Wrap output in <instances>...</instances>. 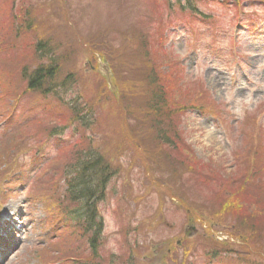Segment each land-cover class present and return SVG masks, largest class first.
Masks as SVG:
<instances>
[{
    "label": "rangeland",
    "instance_id": "rangeland-1",
    "mask_svg": "<svg viewBox=\"0 0 264 264\" xmlns=\"http://www.w3.org/2000/svg\"><path fill=\"white\" fill-rule=\"evenodd\" d=\"M49 65L73 84L31 91ZM90 151L113 172L95 254L65 198ZM5 214L25 228L0 264H264V0H0Z\"/></svg>",
    "mask_w": 264,
    "mask_h": 264
},
{
    "label": "trees",
    "instance_id": "trees-1",
    "mask_svg": "<svg viewBox=\"0 0 264 264\" xmlns=\"http://www.w3.org/2000/svg\"><path fill=\"white\" fill-rule=\"evenodd\" d=\"M149 68L151 70L153 65L149 66ZM161 72V69L157 66L151 70V78L153 80L156 78L153 83H156L157 80L159 81L155 84L157 85L156 94L151 97L150 100L152 101L148 108L164 115L165 106L161 107V104L166 92L159 90L158 87L161 84L166 85L168 90L169 87L167 78V83L162 81ZM158 73L160 77L157 75ZM30 74L28 77L29 89L43 92L46 95L53 94L61 88H66L69 83L73 84L69 79L59 81L56 67H39ZM168 84L170 85L171 83ZM155 125L158 126V123ZM158 138L162 140V133L159 134ZM112 174L110 165L95 151L88 152L84 160L80 161L71 173L70 171L65 172V179L68 180L65 198L70 207L68 218L88 237L89 246L93 254L98 250V242L103 230L97 211V204L104 199L107 184Z\"/></svg>",
    "mask_w": 264,
    "mask_h": 264
}]
</instances>
